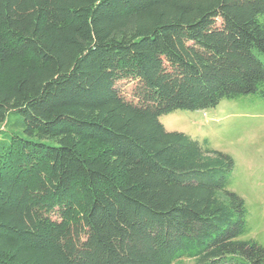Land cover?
<instances>
[{
  "label": "trees",
  "instance_id": "obj_1",
  "mask_svg": "<svg viewBox=\"0 0 264 264\" xmlns=\"http://www.w3.org/2000/svg\"><path fill=\"white\" fill-rule=\"evenodd\" d=\"M251 93L264 0H0V264H264L232 155L160 120Z\"/></svg>",
  "mask_w": 264,
  "mask_h": 264
},
{
  "label": "rangeland",
  "instance_id": "obj_2",
  "mask_svg": "<svg viewBox=\"0 0 264 264\" xmlns=\"http://www.w3.org/2000/svg\"><path fill=\"white\" fill-rule=\"evenodd\" d=\"M116 86L128 100L138 101L136 79H120ZM19 119L16 112L9 115V132L22 131ZM160 120L168 130L187 132L202 142L206 139L208 147L232 155L235 166L228 187L244 197L248 209V230L240 237L254 238L264 246V96L244 94L213 107L176 109L162 114ZM172 264H194V259L183 257Z\"/></svg>",
  "mask_w": 264,
  "mask_h": 264
}]
</instances>
